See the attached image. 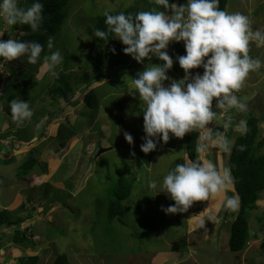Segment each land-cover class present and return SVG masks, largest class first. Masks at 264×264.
<instances>
[{"label":"rangeland","instance_id":"obj_1","mask_svg":"<svg viewBox=\"0 0 264 264\" xmlns=\"http://www.w3.org/2000/svg\"><path fill=\"white\" fill-rule=\"evenodd\" d=\"M137 1L139 0H70L67 6V17L60 35L61 38H66L68 44L61 53L65 59L69 57L71 62L67 63V68L69 72L73 71L74 76L89 75L90 86L85 92L90 89L97 90L98 111L90 110L84 104L82 98L85 92L77 91L74 95H68L71 102L75 97L80 98L74 107L61 99L55 103L53 96L46 91L47 87L43 86H49L55 78L41 74L39 67L37 72L32 73L29 82L36 90L43 86V92L39 95L40 101L30 106L33 116L22 125L25 133H38V129L45 127L48 116L51 115L53 119L46 126L44 139L35 138L30 143L18 145L15 134L12 133L17 123L11 121L6 98L0 99V136H3L0 138V145L4 146L0 150V211L7 209L15 213L14 217L21 218L29 214L31 218L26 219L20 229L26 230L33 241L28 247L15 245L11 242L13 231L1 229L0 264H16L17 258L24 255H38V264H54L60 255H66L72 264L158 263L167 252L164 245H161L160 236L169 240L171 238L170 229L165 228L166 224L176 221L184 229L186 224L183 218L186 213L188 215L190 211L201 212L202 206L208 207L212 214L208 218L210 220H206L205 228L199 232V241L197 232L192 237L194 241L191 240L196 245L192 250L200 264H264V250L260 248L258 240L264 234V191L258 202L259 208L253 211L249 219L250 234L253 236L247 248L240 252H231L228 241L234 217L229 216L233 213L227 212L231 209L222 206L223 197L196 202L187 212L173 215L166 214L162 209L174 202L165 193L158 195L157 190L149 188L150 180L162 181L170 168L183 163L186 155L183 147L186 136L175 138L171 134L169 141L166 144L159 141L154 151L144 154L140 150L145 136L143 112L138 95L134 97L129 94L130 79H135L148 64L162 62L153 57L137 63L124 52L120 55L115 45V54L104 51L101 45L94 43L86 34L95 25V19L103 16L105 11L124 10ZM186 2L187 0H180L178 3L184 5ZM178 3L176 1L174 5L177 7ZM226 11L247 15L252 21L253 30L264 29V0H230ZM6 26L0 21V33L3 34L0 39L5 41L13 39ZM182 48L183 42L169 44L167 51L174 63L167 73L170 79L165 82V86L172 80L179 81L184 78V71L180 66L174 65L179 55L181 56L179 50ZM100 54L104 56L101 55L99 59V69L89 66L86 58L97 59ZM250 55L253 58H264V47L257 48L252 43ZM25 60L26 58H20L12 62L11 67L16 71L12 81L16 84L19 83V76L27 71ZM8 65L9 63L0 69V96L3 95L9 78ZM64 69L62 63L57 72L65 71ZM261 69L263 74L256 76V72L250 73L245 81L247 87L257 80L260 82L259 96H252L250 99L246 97L247 103L250 100L248 110L237 112L233 109L235 116L232 113H221L216 122L213 121L208 127L223 131L234 141L239 135L235 130L236 125L232 123L225 129V122L220 123L221 116H226V119L231 117V121H240L242 116L264 117V68ZM196 74L202 75L203 68L191 71L192 76ZM36 90L33 94L37 93ZM237 95L245 97L240 91ZM58 110L61 112L56 115ZM66 127L77 133L69 140L60 141L58 138L62 136L59 135ZM259 128L261 136H264V121ZM126 132L134 138L132 145L125 141ZM31 150H34V157L45 170V174L34 171L27 175L18 174L19 167ZM130 150L133 157L129 154ZM213 150L204 158L213 161L221 169L227 167L228 159L224 156H229V153L221 156L217 151L211 153ZM261 150L264 154V146ZM120 177L133 180V188L142 187V194L136 200L139 211L134 209V205L130 203L132 200L128 199L123 203L125 217L110 221L107 215L109 198L116 180ZM227 195H234L232 185ZM21 205L25 207L23 210L19 209ZM258 216L262 217L261 222L256 220ZM213 219H217V228L216 231L211 228L209 235L208 227ZM206 238L207 241L204 240ZM184 242L185 239H178L176 243L181 246L180 249H184L181 245Z\"/></svg>","mask_w":264,"mask_h":264},{"label":"clouds","instance_id":"obj_2","mask_svg":"<svg viewBox=\"0 0 264 264\" xmlns=\"http://www.w3.org/2000/svg\"><path fill=\"white\" fill-rule=\"evenodd\" d=\"M154 3L163 10L154 8L134 16L123 12L113 15L105 11L107 30L95 29L93 33L104 42L110 40V36L119 40L125 46L124 54L137 63L153 57L162 62L148 64L135 79H130L129 94L138 95L143 112L145 136L141 152L148 154L154 151L159 141L166 144L170 134L183 138L194 131L200 132L195 149L198 153L196 159L185 156L183 163L170 168L162 181L150 180L149 188L157 190V194L165 193L174 202L162 209L166 214L173 215L187 212L196 202L223 197L222 206L231 209L227 212L233 213L229 216L234 217V221L236 213L233 209H238L239 198L235 194L227 195L234 183L231 169H221L204 158L211 149L221 156L230 154L234 142L223 131L208 126L216 122L221 113L235 116L233 109L237 112L248 110L247 98L239 97L237 93L250 73L264 67V61L250 55L252 43L257 48L264 47V29L253 30L251 19L243 13L222 10L220 0H187L179 7L170 4L169 0H154ZM44 19V4L40 0H33L27 7L21 6L20 0H0V21L7 26H28L32 33H36L40 31ZM172 42L184 44L185 55L179 56L176 62L185 75L183 79L172 80L165 86L170 79L167 73L174 63L167 51ZM53 48L54 37L51 36L47 41L46 54L44 45L35 40L0 39V69L9 62L26 58L28 64L40 65L41 74L58 78L57 68L65 58L60 50L52 51ZM201 67L202 75H191L192 70ZM10 112L18 126L34 114L29 102L22 99L10 102ZM225 117H220V123L225 122V129L233 123L237 133L247 135L246 120L250 116H242L240 121ZM124 138L126 143L133 144L134 138L130 133L126 132ZM239 150L244 151L245 146L240 145ZM259 201L260 198L256 210ZM205 222L206 219L198 220L194 230L204 229Z\"/></svg>","mask_w":264,"mask_h":264},{"label":"trees","instance_id":"obj_3","mask_svg":"<svg viewBox=\"0 0 264 264\" xmlns=\"http://www.w3.org/2000/svg\"><path fill=\"white\" fill-rule=\"evenodd\" d=\"M70 0H40L41 3L44 4V22L40 31L36 33H32L28 26L16 25V26H6L7 29L11 32L13 39L18 38L20 41H38L43 44L45 47V54L48 52L47 49V41L49 36L54 37V48L52 51L60 50L64 51L68 42L66 38H61L60 32L66 21L67 17V6ZM180 0H169L170 4L174 5ZM230 0H220V8L226 11L227 3ZM33 0H20V4L23 7L30 6ZM182 6L180 3L177 4V7ZM154 8H160V6L154 3V0H139L134 3V5L124 9L117 10L114 12H109L110 14H119L121 12L125 14L135 15L140 11H149ZM160 10H163L160 8ZM171 10H169L170 13ZM106 17L98 16L95 19V25L92 30L86 31L87 36H90L94 43L97 45H101L104 51H111V53L119 52L120 55L124 52V45L119 41L116 42V39H111L107 42L101 41L93 35L95 29L107 30V26L105 24ZM2 25V22H1ZM116 46L118 50L113 51ZM115 50V49H114ZM181 52V56L185 55V49L182 48L179 50ZM179 52V53H180ZM67 56L66 54H64ZM100 54L97 59L86 58L88 61V65L99 69V59L101 57ZM104 56V55H103ZM180 56V55H179ZM120 58V57H119ZM105 60V59H104ZM103 60V61H104ZM121 61V60H120ZM177 61V60H176ZM175 61V67H179V64ZM13 62V61H12ZM12 62H9L7 71L9 72V78L7 84L4 86L3 95L1 98H6V106L10 107V102L13 99H22L25 102H30V106L35 105L39 100V95L43 92V86L47 87L46 91L53 96V101L57 103V100H65L67 104L74 107L79 102V97H75L72 102L68 99V95H74L77 91L79 93H84L87 88L90 86V78L88 74H81L80 76H74L73 71L69 72L68 64L70 61L69 57L63 62V67L65 71L58 72V78H55L52 83L48 85H44L40 89H34L30 84L29 79L32 73L37 72L40 65H31L27 63L25 60V64L28 66L27 71L19 76V83L16 84L12 81V79L16 75V71L13 67H11ZM69 73V74H67ZM49 76V75H48ZM0 75V82H1ZM50 77V76H49ZM53 78V77H52ZM99 79H95L98 81ZM100 81V80H99ZM48 89V90H47ZM36 90L37 93L33 94V91ZM83 102L90 109L94 111H98L99 97L97 95L96 89H90L88 92L83 94ZM56 99V100H55ZM215 101V100H214ZM213 101V105L215 102ZM41 108V107H40ZM42 110L44 107L41 108ZM61 110L56 111V115H58ZM52 116L47 117L46 125L42 129H38V133H25L24 125H15L12 131L15 134L16 142L21 143H30L33 139H44L46 134V126L52 122ZM11 121H13L11 119ZM248 133L245 136H241L240 134L234 139V145L232 151L229 155L227 165L228 168L231 169V174L234 178V183L232 184V189L234 194L239 198L238 209H233L236 213L235 220L231 225V233L229 240V249L232 252H239L246 248L250 238V228H249V219L254 210H256V203L260 198V194L264 191V154L261 153V149L264 146V138L261 137V132L259 128V121L254 117L248 118ZM14 122V121H13ZM16 124V123H15ZM35 128V127H34ZM69 129V130H68ZM67 131V132H65ZM77 132H71L69 127H66V130L61 131L59 136L62 138H58L61 140H69ZM10 134V133H9ZM199 132L194 131L192 133L186 134L185 138V154L189 156L190 159L195 160L198 153H196V145L198 143ZM58 136V137H59ZM3 138V136H0ZM240 145L245 146L244 151H240ZM62 146V144H61ZM4 146L0 145V150ZM6 163L5 161H3ZM39 172L41 175L45 174V170L41 168L39 162L34 157V150H31L27 154V158L19 167L18 174L27 175L30 172ZM19 175V176H20ZM132 192V183L129 178L120 177L116 180L113 192L111 197L109 198L107 215L110 221L118 219H122L126 215V210L124 206V201H126ZM25 207L21 205L19 208L23 210ZM15 213L10 210L4 209L0 211V229L6 228L11 229L13 231L11 242L15 245H22L23 247H28V245L33 244L32 236L27 235L26 230H21L20 225L26 220L31 218L29 214L24 218L14 217ZM256 220L262 221V217H256ZM254 238H257L254 235ZM259 246L264 250V234L260 238ZM40 257L38 255H24L17 258L16 264H38ZM54 264H72L66 255L58 256Z\"/></svg>","mask_w":264,"mask_h":264},{"label":"crops","instance_id":"obj_4","mask_svg":"<svg viewBox=\"0 0 264 264\" xmlns=\"http://www.w3.org/2000/svg\"><path fill=\"white\" fill-rule=\"evenodd\" d=\"M260 59L262 61H264V58L261 57ZM262 68H264V67H262ZM262 72H263L262 69L257 71L256 72V76H259L260 74H263ZM259 85H260L259 80L249 84L248 87L244 83V85L241 88L240 92L245 97H249V99L252 96L253 97L257 96L258 97L259 96V88H258ZM243 88L245 89L244 91L242 90ZM247 104H249V102ZM257 119L259 120V127H260V125H262V122L264 121V117H260L259 116V117H257ZM260 132H261V130H260ZM261 137H264V136L262 135ZM184 145H183V147H184ZM214 151H216V150L214 149L213 151H211V153L214 152ZM131 152H132V150L129 151V154H130L131 157H133V155H131ZM224 158L228 159V156L226 155V156H224ZM227 168H228V165H227ZM133 182L134 181L131 180L132 192H131V195H130V197L128 199L132 200V201H130V203H131V205H134V209L138 212L139 209H138V205H137V201L136 200L139 199L140 195L142 194V187L141 186H137L136 188H133ZM150 201H152V199H150ZM213 207H215V205ZM207 213H208V215H207ZM211 214L212 213H211V211H210V209L208 207L207 208L206 207L203 208V210L201 212H198V213H193L192 211H190L189 214H188L189 216L186 213L187 217L185 216L183 218V221H185V224H186V227L184 229H182L180 227V225L176 221L173 222L172 220H170V221H172V223L166 224V226H165V228L170 229L169 230V232H170L169 235H171L170 240H169V238H166L165 236H163V238L160 236L161 245H164V249H167L166 250L167 252L164 253L163 257L159 260L158 263L154 262V264H200V262L195 258V253L192 250V248L194 246H196V245L192 244L191 240L194 241L192 237L194 236V233L197 232V241H199L200 237L198 238V236H199V232L202 229L194 230V225L200 219L210 220L208 218H209V216ZM194 216H198V217H195L194 219L190 220ZM211 222L212 223H209V227H208L209 235L211 233V228H212V230L216 231V228H217L216 223H218L217 219H213V221H211ZM172 227H174V228H172ZM161 233L164 234V231L161 230ZM157 235L158 236L160 235L159 232H157ZM209 235L207 236V238L209 237ZM207 238L204 239V240L207 241ZM178 239H182V240L185 239V242L183 244H181L184 249H180L181 246L179 247V244L176 243L178 241ZM228 243H229V241H228ZM169 247H172L173 249L169 250L168 249ZM160 248H163V247L160 246ZM228 248H229V245H228ZM115 258H116V256H115ZM124 262H127V261L124 260ZM146 264H148V263L146 262Z\"/></svg>","mask_w":264,"mask_h":264},{"label":"bare ground","instance_id":"obj_5","mask_svg":"<svg viewBox=\"0 0 264 264\" xmlns=\"http://www.w3.org/2000/svg\"><path fill=\"white\" fill-rule=\"evenodd\" d=\"M230 155V154H229ZM228 158H229V156H228Z\"/></svg>","mask_w":264,"mask_h":264}]
</instances>
